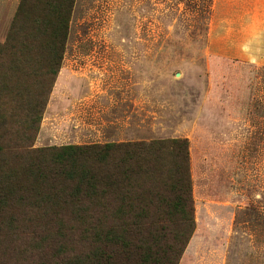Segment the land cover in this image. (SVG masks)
I'll return each mask as SVG.
<instances>
[{
  "label": "rangeland",
  "instance_id": "1",
  "mask_svg": "<svg viewBox=\"0 0 264 264\" xmlns=\"http://www.w3.org/2000/svg\"><path fill=\"white\" fill-rule=\"evenodd\" d=\"M60 15L59 0H0L9 131L31 148L184 140L192 231L175 264H264V37H244L224 0H73L57 52ZM5 221L0 264H57L56 245L36 250Z\"/></svg>",
  "mask_w": 264,
  "mask_h": 264
},
{
  "label": "trees",
  "instance_id": "2",
  "mask_svg": "<svg viewBox=\"0 0 264 264\" xmlns=\"http://www.w3.org/2000/svg\"><path fill=\"white\" fill-rule=\"evenodd\" d=\"M59 3L60 18L51 23L57 52L73 0ZM59 62L57 53L55 66ZM41 104L37 99L29 108L33 132ZM31 136L11 133L0 119V220H7L2 226L21 222L19 234L32 229L36 250L56 245L57 264L176 263L192 231L184 140L31 148ZM169 166L172 174L165 176ZM13 208L18 217L9 213ZM169 218L167 231L162 224ZM169 239L171 246L159 251Z\"/></svg>",
  "mask_w": 264,
  "mask_h": 264
},
{
  "label": "crops",
  "instance_id": "3",
  "mask_svg": "<svg viewBox=\"0 0 264 264\" xmlns=\"http://www.w3.org/2000/svg\"><path fill=\"white\" fill-rule=\"evenodd\" d=\"M230 20L246 23L243 36L264 37V0H224ZM215 0H212L214 3ZM256 68L264 70V60L254 62Z\"/></svg>",
  "mask_w": 264,
  "mask_h": 264
}]
</instances>
